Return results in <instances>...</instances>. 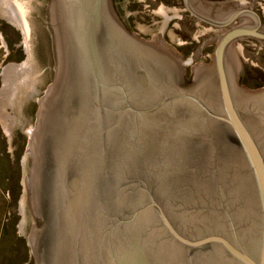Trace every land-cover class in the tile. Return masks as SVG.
Wrapping results in <instances>:
<instances>
[{"label": "water", "instance_id": "obj_1", "mask_svg": "<svg viewBox=\"0 0 264 264\" xmlns=\"http://www.w3.org/2000/svg\"><path fill=\"white\" fill-rule=\"evenodd\" d=\"M20 1L57 54L27 146L35 264H264V86L237 55L264 59L236 42L264 40L254 0H184L222 30L188 79L111 0Z\"/></svg>", "mask_w": 264, "mask_h": 264}, {"label": "rangeland", "instance_id": "obj_2", "mask_svg": "<svg viewBox=\"0 0 264 264\" xmlns=\"http://www.w3.org/2000/svg\"><path fill=\"white\" fill-rule=\"evenodd\" d=\"M264 13V0L254 4ZM113 10L132 33L157 41L179 57L188 79L194 64H210L221 29L179 19L184 12L163 0H111ZM200 21V20H199ZM264 24V22H263ZM254 46L241 47L255 50ZM264 59V43L259 50ZM239 86H264V70L237 55ZM57 73L51 23L39 19L20 0H0V264H35L28 238L40 225L31 203V158L27 151L39 101Z\"/></svg>", "mask_w": 264, "mask_h": 264}, {"label": "flooded vegetation", "instance_id": "obj_3", "mask_svg": "<svg viewBox=\"0 0 264 264\" xmlns=\"http://www.w3.org/2000/svg\"><path fill=\"white\" fill-rule=\"evenodd\" d=\"M164 2H168L169 4H173V5H177L179 4V2H181V0H163ZM201 1V0H200ZM205 1L206 3L210 4V5H220L222 1L220 0H203ZM182 3H183V9L182 10H179L178 8L177 11L179 12H184V16H179L178 18L181 19L182 21H184V23H186V26L187 28L191 29L192 28V25L193 23H201L202 25H205V26H209L212 30L213 29H219L215 26H212L210 24H207L203 21H199L194 15H192L191 11L185 6L184 4V0H182ZM191 5V4H190ZM253 9L259 14L260 18H261V21L264 22V13L262 11H260V9L254 4H250ZM250 5H247V6H241V7H248ZM191 8L195 11V12H198L196 9H194L192 6ZM199 13V12H198ZM201 14V13H200ZM239 21H235L233 25H236L238 24ZM236 42H239V43H243L245 46H254L255 44L253 43H258L259 45H263L264 43V40L263 39H258V38H253V37H247V38H243L241 40H237ZM235 42V43H236ZM185 83V81H184Z\"/></svg>", "mask_w": 264, "mask_h": 264}]
</instances>
